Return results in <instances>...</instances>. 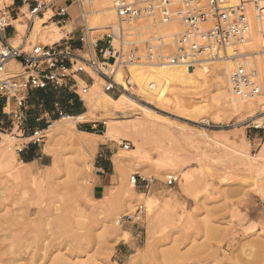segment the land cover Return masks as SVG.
Masks as SVG:
<instances>
[{"label":"rangeland","instance_id":"rangeland-1","mask_svg":"<svg viewBox=\"0 0 264 264\" xmlns=\"http://www.w3.org/2000/svg\"><path fill=\"white\" fill-rule=\"evenodd\" d=\"M13 2L0 0V10L9 11ZM85 4L72 6L73 24L65 30L59 25L57 33L49 10L46 23L39 31L34 28L30 41L52 45L75 24L81 30L86 26L95 36L111 34L113 29L91 17ZM28 8L18 11L23 12L15 23L19 33L16 46L28 32ZM173 26L170 32L182 31L179 24ZM131 27H137L135 39L142 45L148 31L142 34L141 26ZM257 45L254 32L250 43L240 50L254 51ZM258 65L264 85V58ZM148 68L132 70L137 94L138 79ZM174 92L209 108L195 114L193 109L178 108L175 96L169 95L167 105L150 103L154 117L130 112L129 116L114 115L112 119L118 120L120 127L116 140L79 133L86 129L97 135L106 132L107 124L98 112L97 117L80 120L71 128L82 140L93 141L95 152L78 148L66 135L52 137L50 126L62 118L52 113L47 116L46 112H54L52 105L50 110L40 108L31 103L32 98L28 102L32 119L42 118L36 123L47 130L41 149L49 156L48 166L23 165L17 148L31 139L2 136L0 153L6 157L15 153V169L26 174L17 178L9 166L0 169V264H264V128L257 129L252 120L254 114H262L264 96L251 100L253 111L238 114L226 104L230 87L221 86L215 76H209L207 83ZM68 96L87 112L89 94L83 96V102L75 95ZM58 125L60 130L67 128L63 122ZM134 127L139 128L140 136ZM125 144L130 149H125ZM244 154L257 158V164H248ZM57 157L62 161L54 169ZM132 157L149 175L139 166L119 169L114 165L117 158ZM102 164L108 165L111 177L104 196L96 199L94 175ZM136 171L147 179L139 180L135 193L130 194L127 188ZM172 174L179 176V183L169 187L166 181ZM147 199L153 202L151 209ZM120 216L124 220L114 229L112 221Z\"/></svg>","mask_w":264,"mask_h":264},{"label":"built area","instance_id":"built-area-1","mask_svg":"<svg viewBox=\"0 0 264 264\" xmlns=\"http://www.w3.org/2000/svg\"><path fill=\"white\" fill-rule=\"evenodd\" d=\"M30 1H23V4ZM57 1H36L29 6L28 21L32 32L36 18H44L49 10L53 12L50 20L66 24L71 19L70 6L87 0H69L68 5H60ZM114 8L121 24L118 35L112 31L107 37L95 36L85 26L78 38V48L69 39L52 45L33 44L30 40L26 43V36L19 46H14L8 30L18 32L15 23L22 12L13 15L0 10V98L6 101L0 114V142L3 135H8L15 139L27 136L39 146L45 143L46 129L28 126V100L33 91H64L84 101L83 96L89 94L97 76L103 82V90L111 95L135 94L137 85L132 83L130 73V67L135 64L182 65L194 69L204 59L230 58L240 63L231 76L236 95L246 101L264 96V85L256 65L258 58H264V28L261 25L264 23V0H116ZM252 19L261 25L258 32L261 42L256 51L242 53L237 46L250 35ZM143 20L182 23L184 32L173 37L174 52L168 40L158 32L148 30V38L141 45L135 39L138 31L124 27ZM229 49H236L231 56L227 53ZM12 62L17 69H9ZM120 70L124 72L121 81L118 79ZM12 106L14 109L10 108ZM261 113H264V103ZM54 115L60 118L68 115L59 101L55 103ZM124 148L128 150L130 145L125 144ZM22 151L17 148V152ZM139 180L146 181L135 173L132 181L137 185ZM178 183L179 176H168L167 186L174 187Z\"/></svg>","mask_w":264,"mask_h":264},{"label":"bare ground","instance_id":"bare-ground-1","mask_svg":"<svg viewBox=\"0 0 264 264\" xmlns=\"http://www.w3.org/2000/svg\"><path fill=\"white\" fill-rule=\"evenodd\" d=\"M92 0H87L85 3L86 8L89 10L91 9L90 16L95 17L97 21H102L103 27H110L112 28L113 32L115 33V36L118 35L119 30H121V24L119 22V19L116 15L115 12V1L116 0H97L98 2H91ZM96 1V0H95ZM132 1V0H130ZM135 1V0H133ZM238 3V2H237ZM93 4V5H92ZM92 5V6H90ZM37 24L35 28V31L41 30L43 27V24L46 23V17L45 18H36ZM21 20V19H20ZM20 20L18 22H20ZM136 24V23H135ZM134 24V25H135ZM174 24H179V27H182V31L172 33L169 31L171 30L172 26ZM52 25L55 27V33L59 32L61 27L56 24L52 23ZM138 27L144 28L142 30V34L145 33V31H156L159 34L163 35L168 41V44L170 45V48L173 49L172 52H174V41L173 37L176 35H180L184 32V27L182 23L179 21H174L169 24H163V23H153L152 21H147L143 20L139 23L136 24ZM261 25L264 28V23H261ZM260 23L256 22L254 19L251 21V32L248 38L242 42L240 45L237 46V50L240 52H247V51H241L240 48L243 46L247 45L250 43L252 39V34L255 32L258 38V43L261 42L259 37V30L261 27ZM27 26V24H26ZM125 28L129 26H124ZM174 27V26H173ZM178 25L176 26V28ZM133 30V28H130ZM178 29V28H177ZM135 31H137V27L134 28ZM264 30V29H263ZM51 31V30H50ZM141 34V35H142ZM57 36V34H54ZM139 35V32H138ZM54 36V37H55ZM61 37V36H60ZM53 38V37H52ZM51 38V39H52ZM58 39V38H57ZM23 40V39H22ZM262 40V39H261ZM18 42V38H14L11 40V43L14 45V43ZM16 46V45H14ZM1 47V44H0ZM258 47V45H257ZM256 47V49H257ZM256 49L254 51H256ZM233 50L236 49H229L227 51L228 56H231L233 54ZM243 50V49H242ZM263 59V58H261ZM259 58V60H261ZM259 60L256 61L257 66L259 68L258 62ZM14 62L10 64L9 67L14 66ZM263 62L260 63L261 66ZM16 65V64H15ZM240 65V63H236L235 61L233 62L230 60V58H223L221 60H202L200 64H198L194 69H190L187 67H184L182 65H175V66H157V65H148V69L145 70V73L143 77H140V80L138 79V84L140 85V91L139 94H137V89L138 85L133 81L132 83L137 85L134 89L135 94H126L123 93L121 94L118 98H114L111 94L105 92L101 86H102V81L95 76L96 82L94 85L91 86L90 90L91 93H89L90 100L88 104H86L87 107V112H84L83 114L73 116V115H67L64 118H62L59 121H56L54 125L50 126L53 130L51 136L55 137L57 135H66L69 139L72 140V143L76 145L78 148L83 149L84 151H96V145L93 141H84L80 136H77L71 128L75 127V123L80 121V120H89V118H93L94 116L97 115L98 112H101L102 114V120L105 121V124H107V130L103 135H97L91 132H86V131H79L81 135L84 136H92L96 138H102V139H109V140H116L118 136H120L119 132V123L118 120H113V116L117 115L119 113H122L123 116H129L130 113H134L133 115H141L140 113H144L145 116L152 117L153 112L150 109L149 105L150 103H157L160 105H167L168 103L171 102V98L169 95L175 96L174 103L178 108L185 107L188 109H193L192 113L199 114L202 112H206V110L209 108V106L206 104L204 106H199L200 102L194 103L191 101V99L185 97V95H182L180 93H175L174 91L177 89L185 90L191 87L199 86L202 82L207 83L208 77L209 76H215L217 79V82L220 83L221 86L224 88L230 87V96H228V99L226 100V104L230 106L228 110H232L235 113H242L245 111H253L254 103L252 101L247 102L246 100L238 97L236 93L233 90V85H232V80L231 76L234 72V70ZM142 66H147L143 64H135L130 67V73H131V78H133L132 70L135 68H141ZM123 74L120 77V74ZM124 76L123 70H120L118 72V79L121 81ZM99 81V82H98ZM262 81V80H261ZM153 84L154 86L151 87L150 85ZM263 84V82H262ZM172 92V94H170ZM139 95L141 97H139ZM182 95V96H181ZM236 96V97H235ZM262 96H258L260 98ZM88 98V97H87ZM246 101V102H242ZM148 105V106H147ZM139 111V112H138ZM130 112V113H127ZM97 117V116H96ZM154 117V116H153ZM243 117V116H242ZM128 119V118H127ZM130 120L133 118H129ZM252 120L254 121V125L257 129L264 128V113L260 115H255L252 116ZM59 122H63L67 128L60 130L59 129ZM150 122V120L148 121ZM124 128V126H122ZM137 128V127H134ZM129 129V128H128ZM133 130V129H132ZM47 131V130H46ZM135 134L140 136L141 132L139 128H137L136 131H134ZM7 137V135H4ZM15 139V138H13ZM88 139V138H86ZM0 145H2V141L0 142ZM143 146V145H142ZM141 146V147H142ZM11 151L12 148H9ZM136 151V150H135ZM138 151V150H137ZM1 152V150H0ZM3 154V153H2ZM0 153V169L4 166L7 165L9 166L14 172V176L17 178H21L23 175L26 173L21 170H16L15 169V153L14 154H9L8 157L3 156ZM244 157L246 158L245 160L248 162L250 165H256L258 159L257 158H251L247 154H244ZM145 160V159H144ZM62 161L60 157H57V160L54 164V169H56L59 166V163ZM23 165L29 166L30 164L23 163ZM115 165L117 168H121L123 166H130V167H140V170L144 175H149L146 172L143 171L141 162L137 161L135 157L128 158L126 160H121L120 158L115 159ZM11 170V171H12ZM139 170V169H138ZM141 171H136L135 173H138L143 179H147L141 175ZM133 176V175H132ZM132 176L130 177V184L129 188H127L128 192L130 194L135 193L134 188L136 186V183L132 181ZM185 186H188V183L185 184ZM185 188V187H184ZM129 195V194H127ZM132 197V196H131ZM146 204L148 205L149 209H151V206L153 205V202L151 200H146ZM134 210V209H133ZM124 217H119L118 220L112 221L114 225V229H117L118 226L121 225Z\"/></svg>","mask_w":264,"mask_h":264},{"label":"crops","instance_id":"crops-1","mask_svg":"<svg viewBox=\"0 0 264 264\" xmlns=\"http://www.w3.org/2000/svg\"><path fill=\"white\" fill-rule=\"evenodd\" d=\"M23 1H27V0H14L13 2V7L11 9H9L10 13H17L18 10H23V8H26L27 6H30L32 4H34V2L31 4L32 1L27 2L25 4H23ZM69 0H58V4L63 5V4H70V2H68ZM74 5V4H73ZM72 5V6H73ZM72 6H70L69 9V14L71 19L67 20L66 24H59L58 20L55 19L53 20L54 23L61 25L63 27V30H65V27L71 26L73 24L72 21V15H71V8ZM23 12V11H22ZM14 15V14H13ZM23 25V24H21ZM30 24L28 26V32L26 34V43L28 42V40H30V38L32 37L31 34V30L30 29ZM48 27V26H46ZM81 29L80 27H78L76 24L73 26V29L71 31H68L65 33V37L63 39H69L71 40V44L75 47L78 48L80 47V43L78 41V38L81 34ZM8 35L10 38L14 39L16 38L19 33L15 32L13 29H9L8 30ZM25 37H23L24 39ZM82 78L86 79L85 76H83ZM51 96V100L49 102H46L43 98V96ZM33 98V100H31ZM31 100V103H34L35 105L39 106L40 108H45L46 110H50L51 109V105L52 108H54L55 111V103L57 101H59L60 103H62L63 107L67 110L68 115H80L83 114V108L80 105V109L71 113V109L73 108V106L75 105L76 99H73L72 97L68 96V93L61 91V92H54V91H33L31 93V96L28 100V102ZM83 102V101H82ZM74 103V104H73ZM6 107V101L2 98H0V114L2 113L3 109ZM10 109V108H7ZM11 109H14V106L11 107ZM47 116H49L51 113L54 114V112H46ZM27 120H28V126L30 128H41L44 129V127L42 126V124H37V122L42 121L43 119L38 117L37 119H32L31 113L28 109L27 112ZM30 118V120H29ZM18 140L21 141H25V140H29V138L27 137H21V138H17ZM42 145H36L33 144L32 142H28V143H22L21 147L23 149L22 152H18V155L20 157H22V161L27 163V164H31L34 167H38V166H43V167H47L48 164L46 163V161L48 160L49 156L46 155L42 149H41ZM108 148V147H107ZM101 157L103 155H100ZM115 165V164H114ZM107 164H102L97 168V173L94 175V183H95V188H94V196L96 199H100L104 196L105 194V185L107 183V180L109 177H111V174H109L107 172Z\"/></svg>","mask_w":264,"mask_h":264},{"label":"trees","instance_id":"trees-1","mask_svg":"<svg viewBox=\"0 0 264 264\" xmlns=\"http://www.w3.org/2000/svg\"><path fill=\"white\" fill-rule=\"evenodd\" d=\"M43 98H45L44 100L46 101V102H49L50 100H51V96H49V95H47V96H43ZM80 109V105H79V103H75V105L73 106V108L71 109V113H73V112H75V111H77V110H79ZM85 131H90V132H92L91 130H89V129H86Z\"/></svg>","mask_w":264,"mask_h":264}]
</instances>
